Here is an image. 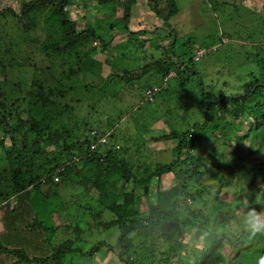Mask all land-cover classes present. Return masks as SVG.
<instances>
[{"label": "trees", "instance_id": "1", "mask_svg": "<svg viewBox=\"0 0 264 264\" xmlns=\"http://www.w3.org/2000/svg\"><path fill=\"white\" fill-rule=\"evenodd\" d=\"M234 1L242 4L248 0ZM66 3L67 0H29L22 2L17 10H0V32H7L8 23L14 22L15 30L27 39L39 29L35 18L39 14L47 30L45 40L33 54L36 64L26 63L34 67V71L39 69V73L23 99L7 103L0 93V151L7 164L5 170L0 171V186L4 187L0 188V209L3 210L0 257L13 259L10 264H63L66 256L81 253L76 244L84 229L93 233L95 229L117 226L116 242L113 245L98 242L94 249L104 247L105 251L116 255L118 264H240V259L252 248L256 251V243L264 244V235L250 237L241 226L236 231L224 224L228 216H237L241 224L242 208L237 201L247 200L249 208L264 211V154L260 156L264 152V80L256 71L258 63L264 71V58L258 54L244 55L249 70L239 91L228 94L202 91L201 96L199 94L203 101L202 124L184 131L174 129L153 138V145L176 141L172 149L175 159L168 164H144L143 176H137L131 159L138 151L128 155L130 148L125 147L129 142L140 143L138 136H131L134 130L123 132V141L116 142L120 129L118 123H113L117 121L110 122L106 117L93 127L86 121L79 122L75 114L97 113L95 100H105L108 95L117 97L114 87L118 83L125 89L141 86L144 96L147 90L156 89L154 95L165 90L171 81L184 86L196 73L193 65L203 57L195 61L196 51L189 56V38L181 41L180 53L175 51L179 44L171 20L179 9L174 0H145V9L155 18V23L149 29L142 27L136 31L131 29L130 22L137 0H97L98 11L102 6H110L111 14L116 16L114 21H106V36L98 32L99 25L86 22L78 28L77 22L67 15ZM214 3L216 7V1ZM115 28L118 35H125L126 42L143 39L150 44L149 54L154 51L160 54L151 56L133 70L111 73L108 79L78 83L84 75V59L94 49L95 42L104 45L107 37H114ZM142 30L148 31L146 35ZM161 33L159 39L166 40L164 45L158 43L163 41L155 40ZM229 38L224 33L219 35L221 44ZM224 84L228 85L227 80ZM117 114L122 113L118 110ZM209 135L221 147L217 159L210 165L203 160L204 154L198 152ZM215 151L211 149L212 155ZM167 174H172L175 182L164 190L161 178ZM55 176L59 177L58 182H54ZM206 180L214 183V188H210L216 189L215 194L210 188H205V192L200 190ZM66 183H75L99 209L89 208L86 222L76 213L81 221L76 219L73 227L69 217L63 219L55 212L54 216L62 220V234L73 232L75 237L51 248L48 255L46 243L51 237L40 238L38 244L27 243L28 248L41 253L39 256L22 252L21 245L13 241L22 229L18 218L28 216L27 231L39 227L41 236H45L43 232L54 235L60 226H43L38 221L39 216L42 217L40 208L33 200L44 192L43 202L46 203L55 189L59 185L67 186ZM41 187L45 190L41 191ZM139 189L140 195L137 194ZM152 191L155 201L149 202ZM224 193L226 197L222 198ZM142 198L147 201L146 209L141 208ZM207 198L211 199L210 206H207ZM200 204L201 208L197 207ZM58 206L63 209L64 204ZM210 207L212 210L208 212H214L212 218L206 214ZM76 210L83 213L87 207L79 209L78 205ZM107 214L112 218L109 221L104 220ZM5 219L13 223L7 226ZM24 219L21 222H25ZM211 221L213 226H221L220 233L207 228ZM216 221L221 223L216 225ZM81 222L86 224L84 229L79 226ZM257 251L264 253V248Z\"/></svg>", "mask_w": 264, "mask_h": 264}, {"label": "rangeland", "instance_id": "2", "mask_svg": "<svg viewBox=\"0 0 264 264\" xmlns=\"http://www.w3.org/2000/svg\"><path fill=\"white\" fill-rule=\"evenodd\" d=\"M25 1L29 0H0V10L3 8L17 10L19 5ZM174 1L179 9L178 14L171 20V28L176 30L179 44L175 51L180 53L181 41L188 38L191 39L190 50L187 52L189 56L199 49L205 50L203 51L204 54L208 51L207 55H203V58L193 65L196 73L190 77L189 82L183 86L181 82L171 81L165 90L154 95V102L152 103L144 101V91L141 90V86L134 85L131 88L125 89L123 84L118 83L114 87V89H117V97L111 98L108 95L105 100H95L94 105L97 107V113L87 116L85 114H75L79 117H77L79 122L86 121L88 126L93 127L100 120H105L104 118L106 117L110 122L117 121L113 123H118L117 125L120 129L117 132V138H115L116 142L123 141V132L134 130L133 132L136 133H133L131 136H138L140 143H134V145L132 144L134 141L129 142L125 144V147L130 148L128 155L132 154L134 150L136 153V149L138 151V154L131 159L137 176H143L144 164L149 166H153V164L159 162L161 164H168L175 159L172 149L176 147V141L153 145V138L174 129L184 131L195 124H202L201 102L203 103V101L199 97L202 91H206V93H211L210 91L214 93L224 91L227 94L239 91V85L249 70V67L245 63L248 53L251 56L258 54L260 58H264V0H248L242 4L235 3L234 0ZM214 1L217 3L216 7L214 6ZM144 2L145 0H137V4L132 9L134 11L132 12L133 18L130 22V27L134 31L142 27L149 29L150 25L155 23V18L145 9ZM97 6V0H67L65 10L67 15L77 22L78 28H81L86 22L99 25L97 27L99 29L98 32L102 36H106V21H114L116 16L111 14L110 6H102L99 11ZM212 6L215 8H211ZM117 10L119 11V9ZM35 18L38 21L39 29L27 39L24 38L22 33L15 30L14 22L8 23V33L3 30L0 32V93L6 98L7 103L14 100L20 102L28 90L31 81L38 78L39 69L34 71V67H29L26 63L31 62L36 64L33 54L37 53L39 44L45 40L47 30L43 23L42 14L37 15ZM145 31L142 30L144 35L148 32L147 30ZM117 33V29L115 28L113 31L114 37L111 39L105 37L107 42L104 45H99L95 42L94 49L84 59L82 66L84 75L80 77L78 83L82 84L83 81L90 83L98 79H108L111 73L133 70L142 66L151 56L157 57L160 54V52L156 53L155 51L154 54L152 52L149 54L151 50L150 44L143 41V39L126 42L125 35H118ZM223 33L231 38H229L230 40L224 39L221 44L219 35ZM152 35L150 37H154ZM161 35L162 33L157 35L155 40L163 41L158 43L164 45L166 40L159 39L162 37ZM120 42L123 43L121 44ZM141 44H143V47H140ZM254 46H259V48L254 49ZM5 51L8 53H5ZM245 54L246 57L244 56ZM257 65L256 71L261 80H264L262 64L258 63ZM199 80H201L200 84H198ZM226 80L228 82L227 86L224 84ZM104 82L102 81V83ZM112 85L110 86L112 87ZM70 86H74V84H70ZM203 87L205 90L202 89ZM77 92L80 93V91ZM108 92L112 94L114 91ZM118 110L122 114H117ZM52 115L55 116V114ZM127 134L130 135V133ZM133 139L136 138L134 137ZM203 142L198 152L204 154L203 160H206L205 163L207 162L210 165L213 159H217L221 147L210 135ZM212 148L216 150L215 155H212ZM194 153H197V151H194ZM260 154L262 157L264 152ZM3 157V152L0 151V171L5 170L7 167ZM174 180L172 174L162 176V188L164 190L170 188L174 185ZM154 184L155 182H152V186ZM213 184L210 180H206L203 183L204 188L200 187V190H204L205 188L207 190L213 187ZM0 188L3 189L4 187L0 186ZM44 190L45 187H41V191ZM210 192L215 194L216 189L212 190L210 188ZM137 194H141L140 189L137 190ZM152 194L148 198L149 202L155 201L154 191H152ZM224 196L226 197L225 193L222 195V198H225ZM43 197L44 192L43 195L33 200L37 204V208H40V213L42 214V217L39 216L38 221L42 222L43 226H60V229L54 235L51 232H43L45 236H41L42 229L40 230L39 227L30 228L27 231L28 216L25 219L23 215L18 218L19 226L22 229L19 227L21 230H19L13 241L15 245H21L19 247L22 252L26 254L28 252L32 256L33 254L39 256L41 253L39 254L37 253L38 251L28 248L27 243L29 241L37 243V241H40V238L51 237L52 240L50 238V241L46 243L48 244V252L45 254L48 255L51 248L75 237L73 232L62 234V220L59 216H54L55 212H59L63 219L64 217H69V221L73 227V224H77L76 219L81 221V217L77 218L76 213L82 215L86 219V222L89 220L88 209L91 207L97 208L96 210L99 209L94 200L84 194L82 189L75 183L67 184V186L59 185L50 199L47 202L45 201L46 203L43 202ZM206 201L208 203L207 206H210L211 199L207 198ZM60 203L64 204L63 209L58 206ZM140 203L141 208L146 209L147 201L144 198L140 200ZM12 204L14 205L13 202ZM78 205L79 209L80 206H86L87 210L83 213L78 212L76 210V206ZM197 207L201 208V204L197 205ZM209 210H212L211 207L207 210L206 214L212 218L214 212L210 213L208 212ZM248 210V208H242L238 212L243 214ZM0 212L3 214L2 209H0ZM49 213L50 215H48ZM259 213L264 214V211ZM236 218L237 216H228V222H224V224L237 231V228L241 224L239 225ZM22 219L25 222H21L23 221ZM111 219V215L109 214L104 216V220L106 221ZM4 223H7L6 225L8 226L13 221L9 222V220L5 219ZM220 223L219 221L215 222L216 225ZM79 226L81 229H84L86 224L81 222ZM207 228L217 233L221 232V226H213L212 221L209 222ZM92 232H86L84 229L83 233L79 234V240L75 244L77 245L76 247L81 248V253L66 256L62 261L63 264H118L116 255L105 251L104 247L99 246L97 249H94L96 244L98 246V242L113 245L119 236L117 226H113L107 230L101 228L95 229ZM256 246L258 250L264 248L263 243H256ZM16 247L18 248V246ZM93 249L94 251H90ZM252 249L249 251V254L240 259V264H260L261 260H264V253H259L257 249L256 251ZM12 260L11 258L0 257V261L2 262L0 264H10Z\"/></svg>", "mask_w": 264, "mask_h": 264}, {"label": "clouds", "instance_id": "3", "mask_svg": "<svg viewBox=\"0 0 264 264\" xmlns=\"http://www.w3.org/2000/svg\"><path fill=\"white\" fill-rule=\"evenodd\" d=\"M241 208H248L249 210L240 215L241 228L247 232L250 237L257 235H264V214H261L253 208H249L248 201H237ZM260 264H264V260H261Z\"/></svg>", "mask_w": 264, "mask_h": 264}, {"label": "built area", "instance_id": "4", "mask_svg": "<svg viewBox=\"0 0 264 264\" xmlns=\"http://www.w3.org/2000/svg\"><path fill=\"white\" fill-rule=\"evenodd\" d=\"M203 51H204L203 49L196 50L195 57H194L195 61L196 60L198 61L201 57H203V55H204V52ZM154 92H156V89L147 90L145 92V96H144L145 97V101H147V102H153V100H154ZM104 141L105 140L103 138L102 139V143ZM53 179H54V182H58L59 181V177L58 176H55Z\"/></svg>", "mask_w": 264, "mask_h": 264}, {"label": "crops", "instance_id": "5", "mask_svg": "<svg viewBox=\"0 0 264 264\" xmlns=\"http://www.w3.org/2000/svg\"><path fill=\"white\" fill-rule=\"evenodd\" d=\"M13 206V204H12ZM2 229H3V224H2V221H1V212H0V232H2Z\"/></svg>", "mask_w": 264, "mask_h": 264}]
</instances>
